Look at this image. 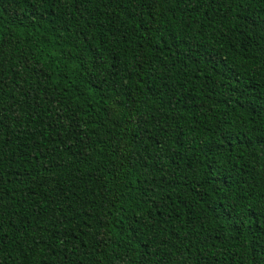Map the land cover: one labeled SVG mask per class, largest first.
<instances>
[{
	"label": "trees",
	"instance_id": "obj_1",
	"mask_svg": "<svg viewBox=\"0 0 264 264\" xmlns=\"http://www.w3.org/2000/svg\"><path fill=\"white\" fill-rule=\"evenodd\" d=\"M0 264H264V0H0Z\"/></svg>",
	"mask_w": 264,
	"mask_h": 264
}]
</instances>
